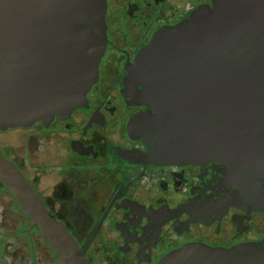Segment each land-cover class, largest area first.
Segmentation results:
<instances>
[{
  "label": "water",
  "instance_id": "95a60500",
  "mask_svg": "<svg viewBox=\"0 0 264 264\" xmlns=\"http://www.w3.org/2000/svg\"><path fill=\"white\" fill-rule=\"evenodd\" d=\"M209 1L156 33L129 67L125 92L153 113L135 116L128 132L149 161L223 165L264 211V0ZM105 11V0H0L1 132L85 106L106 49ZM0 184L57 264H91L1 152ZM158 264H264V243L187 244Z\"/></svg>",
  "mask_w": 264,
  "mask_h": 264
},
{
  "label": "flooded vegetation",
  "instance_id": "af4514ba",
  "mask_svg": "<svg viewBox=\"0 0 264 264\" xmlns=\"http://www.w3.org/2000/svg\"><path fill=\"white\" fill-rule=\"evenodd\" d=\"M105 2L106 49L85 106L47 125L3 131L20 130L22 135L18 147L0 144V152L18 167L49 217L65 226L91 264H158L194 243L225 249L264 243V211L247 201L223 165L149 161L143 157L146 144L128 132L135 116L153 113L125 92L129 67L156 33L211 7L210 1ZM8 196L0 186V231L7 229L9 210L13 218ZM24 217L17 214L21 234L14 238L16 250L6 256L17 264H45L41 236L27 217L25 241ZM25 243L27 252L22 251ZM49 260L57 264L55 255Z\"/></svg>",
  "mask_w": 264,
  "mask_h": 264
},
{
  "label": "rangeland",
  "instance_id": "374dc122",
  "mask_svg": "<svg viewBox=\"0 0 264 264\" xmlns=\"http://www.w3.org/2000/svg\"><path fill=\"white\" fill-rule=\"evenodd\" d=\"M21 131L20 130H10L8 132H0V144H13L15 147H18L20 145V139H21ZM2 202V200H0ZM8 203L10 205L14 206V212H13V218H11V210H9V215L7 218V229L4 233L3 231H0V234L2 233L3 238H0V255L4 253L5 257L1 259L0 257V264H17L16 260H12L9 257H7L12 250H16V243H14V238L16 236L20 235V227H17L16 224V218L17 214L21 215L20 210L18 209L17 205L14 203L12 197L9 195L8 196ZM11 208V207H10ZM1 212V211H0ZM28 230H30V222L29 220L24 217V235H25V241H26V236L28 234ZM19 232V233H18ZM33 233V232H32ZM31 233V234H32ZM22 251H29L27 248V245L25 243L24 249ZM39 251L41 252V256H44V259L42 258L41 260L44 261L45 264H50L49 257H54V254L51 253V251L48 249L46 244L41 240L40 238V246H39ZM7 252V253H6ZM7 255V256H6Z\"/></svg>",
  "mask_w": 264,
  "mask_h": 264
},
{
  "label": "trees",
  "instance_id": "16d2710c",
  "mask_svg": "<svg viewBox=\"0 0 264 264\" xmlns=\"http://www.w3.org/2000/svg\"><path fill=\"white\" fill-rule=\"evenodd\" d=\"M0 186L2 187V185L0 184Z\"/></svg>",
  "mask_w": 264,
  "mask_h": 264
}]
</instances>
